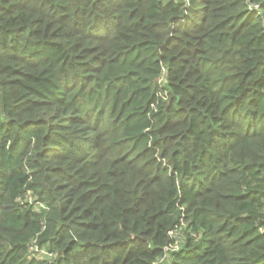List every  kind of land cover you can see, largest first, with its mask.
I'll return each instance as SVG.
<instances>
[{
    "label": "trees",
    "instance_id": "1",
    "mask_svg": "<svg viewBox=\"0 0 264 264\" xmlns=\"http://www.w3.org/2000/svg\"><path fill=\"white\" fill-rule=\"evenodd\" d=\"M0 264H264V0H0Z\"/></svg>",
    "mask_w": 264,
    "mask_h": 264
},
{
    "label": "built area",
    "instance_id": "2",
    "mask_svg": "<svg viewBox=\"0 0 264 264\" xmlns=\"http://www.w3.org/2000/svg\"><path fill=\"white\" fill-rule=\"evenodd\" d=\"M28 199H29V198H28ZM29 203H30V199H29ZM34 205H36L37 207H42V205H41V204H38V203H35ZM30 251H32V253H33V252H34V253H39V252H41V253H43L41 256L44 255V251L38 250V249L35 248V247H31V248H30ZM41 256H37V255H35V257H41Z\"/></svg>",
    "mask_w": 264,
    "mask_h": 264
},
{
    "label": "rangeland",
    "instance_id": "3",
    "mask_svg": "<svg viewBox=\"0 0 264 264\" xmlns=\"http://www.w3.org/2000/svg\"><path fill=\"white\" fill-rule=\"evenodd\" d=\"M34 253V252H33ZM43 253L39 252V253H34V255H37V256H41Z\"/></svg>",
    "mask_w": 264,
    "mask_h": 264
}]
</instances>
